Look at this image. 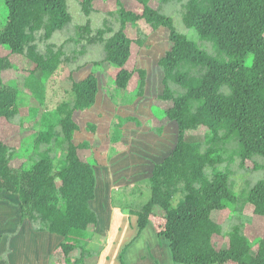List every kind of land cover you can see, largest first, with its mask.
Listing matches in <instances>:
<instances>
[{"label": "trees", "instance_id": "1", "mask_svg": "<svg viewBox=\"0 0 264 264\" xmlns=\"http://www.w3.org/2000/svg\"><path fill=\"white\" fill-rule=\"evenodd\" d=\"M93 1L81 2L86 14L92 12ZM133 1L140 9L116 0L119 25L108 37L101 36L105 28L92 34L94 25L87 20L78 27V38L63 40L57 34L70 22L68 0H3L0 47L27 55L45 76L63 60H82L70 71L66 92L71 97L58 108L54 121L44 125L30 166L12 168L13 149L0 137V193L18 195L20 220L27 218L32 231L62 237L64 264H96L97 253L92 258L85 246L89 228L97 224L92 204L100 188L96 175L102 177L105 165L112 188L134 189L142 179L137 186L149 191L148 199L122 211L137 217L138 233L151 223L167 241L174 263L264 264V235L252 242L240 217L249 204L255 216L264 218V0H157V8L147 0ZM172 3L179 4L176 19L163 8ZM138 20L162 29L163 49L158 55L141 48L154 66L129 68L131 46L145 43ZM74 41L84 44L68 48L73 53L67 56L64 46ZM95 41L104 55L88 59L84 46ZM98 60L113 80L111 90L105 72L93 70ZM29 77L43 87L40 77ZM16 95L14 86L0 88L1 118L13 122L17 116ZM100 107L116 119L110 139L125 145L116 156L91 145L89 137L77 139L87 134L83 125L96 129L97 121L93 125L85 118H93ZM157 115L161 124L145 130V121ZM198 129L210 133L205 143L185 140L187 131ZM156 130L171 145L158 150L150 135ZM135 132L144 138L132 141ZM228 143L235 153L224 155ZM88 150L94 153L91 160L82 155ZM58 154L61 159L55 165L52 157ZM235 155L240 165L250 160L262 170L261 177L240 192L234 190L231 167L213 169L221 160L231 164ZM229 207L236 221L221 217ZM214 235L221 245L213 243ZM77 248L80 256L72 259Z\"/></svg>", "mask_w": 264, "mask_h": 264}, {"label": "rangeland", "instance_id": "2", "mask_svg": "<svg viewBox=\"0 0 264 264\" xmlns=\"http://www.w3.org/2000/svg\"><path fill=\"white\" fill-rule=\"evenodd\" d=\"M82 1L83 0H68L70 22L59 31L57 37L63 40L67 37L78 38V27L87 20H91L92 25H94L91 26L92 34L98 28H105L104 32L101 34L104 38L112 34L114 29L119 25L116 14L118 7L116 0H94L91 7L92 12L89 14L83 11L81 6ZM121 1L128 8L138 10L141 7L139 4L133 3V0ZM147 2L150 6L155 8L158 7L157 0H147ZM2 5L3 0H0V8ZM178 5L179 4L175 3H172V5L165 4L163 8L176 19L175 13L178 9ZM161 7L162 5L159 8ZM1 19L2 12L0 16V25L2 24ZM136 26L140 32L141 40H144L145 43H136V45L133 43L131 46V54L128 59L129 61H127V66L129 68L132 65L138 66V64L153 65L150 64L145 55L139 51L141 48L145 50V48L149 47V50H152L153 54L157 53L158 55L163 49L160 38L164 32H162L161 28L155 29L152 25L145 24L143 20H138ZM134 32H136V28H134ZM82 44H84L83 41L79 45L75 41L65 44L64 48L66 49L67 56L73 53V50H68V48H81ZM84 49L88 51V59H99L104 55L98 41H95V44H87L84 46ZM73 58L74 60H63L50 75L45 76L36 66L35 61L31 60L27 55L11 53L9 49L0 47V88L5 85L14 86L17 94L18 114L14 117L13 122L0 117V137L4 143H7L10 148L13 149H11L12 157L10 158L9 164L15 170H20L21 166L31 165L34 159L33 157L31 159V155L37 149V143L42 141L40 135L46 131L44 125L49 121H54L58 108L69 101L71 96L66 91L69 90L68 83L70 82V71L75 68L77 62L79 63L82 60L80 56L79 59L77 56ZM98 63H100V60L93 66V70L102 73L105 72ZM30 74L36 76L38 79L40 77V80L43 82V87L31 77L28 79V75ZM104 77L107 79V88L110 90L113 89L112 78L107 76L106 72ZM155 84L156 82L151 85ZM37 90L41 92L36 93ZM129 97L132 98L131 96ZM116 101L118 100L116 99ZM154 103H157V101ZM107 106L111 109L113 108L112 105L107 104ZM67 111V108L64 109V112L60 115H65ZM125 111L126 110H124L123 113ZM111 115L112 113H104L101 107L97 108V111L92 113L93 118L89 116L85 118V120L90 121L93 125V121L96 120L98 123L96 129L93 131L83 125V130H85L87 134L82 136L78 135V141H86V139H88L87 137H89V143H91V145L95 146L97 149H104L109 155L116 156L122 153L125 149L124 143H117L109 137L116 124V119L113 117L111 118ZM145 122V130L147 131H149L148 129L150 127H158V125L161 124L158 115ZM131 135L132 141L144 138L143 133L140 132L131 133ZM150 135H152L151 139L158 150L171 145V143L167 141V136H157V130L156 133L152 131ZM209 135L210 133H207L204 129L187 131L185 140L188 142L195 141L205 143ZM147 137L150 138V136ZM225 146L226 151H224V155L235 153V146L232 143H228ZM82 153V155L87 154V156L90 157L89 160H91V156L93 157L94 155V153L89 152V150L88 152L83 151ZM218 153H220V151H218ZM216 156L217 151H213L212 157L216 158ZM60 159L61 155H55L52 157V163L58 165ZM239 165L240 159L235 155L234 161L231 162V164L226 160H221L220 163H217L215 168H213L215 170H223L225 167H231L233 169L231 177L234 180L233 186L236 192H240L247 183L256 181L262 175V170L255 168L253 162L250 160H246L242 165ZM93 167H96V165L94 164ZM100 169L104 172L102 177L101 174L97 172L96 176L97 180L99 177L100 188L97 197L95 195L96 200L92 204L97 215V224L96 227L92 226L93 228H89L90 234L88 233L87 236L90 237V241L85 246V249L90 250L89 252H91L92 258H94V254L92 253H94V251L97 253V259H95L96 264L100 256L102 259L99 264H176L171 258L167 241L163 237L157 235L151 223H148L147 226L138 233L137 217L135 215L125 214L122 211L124 208H130L132 206L139 207L148 199L149 191L146 188L140 189L137 186L139 182H142V179L136 181L134 189H126L124 186L122 188H112L110 169L105 165ZM135 172L138 173L139 171L136 170ZM0 197V214L4 215L10 212L15 215L17 213V216H13L14 219H10L4 226L1 223L2 221L0 222V240L3 238L4 234L9 237V239H5V241L11 242L12 239L10 238L12 236L20 235L23 238V230L26 231L29 229L31 232H34L30 229L27 218H24L23 221L19 219L18 215L20 209L18 195L9 194L8 192L5 193L3 191L0 193ZM232 211L233 209L229 207V209L222 213L221 217L226 218L228 216L232 221H236L234 217H230L234 216ZM240 217L243 223V231L252 242L264 235V218L257 214L255 216L251 205L247 204L243 208ZM42 232H45V234L42 235V241L40 239L41 246L39 245V249L37 251L35 250L37 262L33 261L32 263L50 264L53 261L55 264H64V255L59 247V243L62 240L60 242L56 240V243L53 244L54 240L47 239L46 235L56 236L58 239H60L61 236L48 231ZM49 240H52L50 241V246L47 245ZM14 241L17 242L19 240L16 238ZM212 241L216 246L222 243L218 235H214ZM19 256L20 252L18 251L16 258H19ZM79 256L80 249L78 248L70 254L72 259ZM0 257H6L3 251L0 253ZM24 258H26V256H24ZM27 261V263L31 262L30 255H28Z\"/></svg>", "mask_w": 264, "mask_h": 264}, {"label": "crops", "instance_id": "3", "mask_svg": "<svg viewBox=\"0 0 264 264\" xmlns=\"http://www.w3.org/2000/svg\"><path fill=\"white\" fill-rule=\"evenodd\" d=\"M13 214L14 213L11 214L10 212H8L7 214H4V215L0 214V222L2 221L1 223L3 226L10 219L13 220L14 219L13 216H17V213L15 215H13ZM19 219H20V216H19ZM22 233L24 234L23 238L20 235L12 236L10 238V239H12L11 242L5 241V239H9V237H7L6 234H4L3 238L0 240V253L3 251L5 253L6 257H4V258L0 257V264H35L32 262L33 261L37 262L36 261L37 258L35 256V250L37 251L39 249V247L41 246L40 239L42 241V239H43L42 235H44L45 232H42V233L31 232L29 229H27L26 231L23 230ZM33 234H35L36 237ZM46 236H47V239H53L54 240L53 244L56 243L55 242L56 240H57V242H60L62 240V237H60V239H58V237L52 236L49 234ZM16 238H18L19 241L15 242L14 240ZM35 241H37V242H35ZM50 241H52V240H49L47 242L48 246H50ZM37 246H38V248H37ZM18 251L20 252V256H19V258H16ZM28 255H30V258H31L30 263H27L28 262L27 261ZM24 256H26V258H24ZM101 259H102V257L100 256L97 264H99V262H101Z\"/></svg>", "mask_w": 264, "mask_h": 264}]
</instances>
